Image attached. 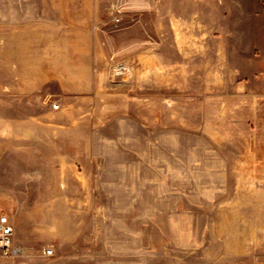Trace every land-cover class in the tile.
<instances>
[{"label":"rangeland","instance_id":"1","mask_svg":"<svg viewBox=\"0 0 264 264\" xmlns=\"http://www.w3.org/2000/svg\"><path fill=\"white\" fill-rule=\"evenodd\" d=\"M0 212V264H264V0H0Z\"/></svg>","mask_w":264,"mask_h":264},{"label":"built area","instance_id":"2","mask_svg":"<svg viewBox=\"0 0 264 264\" xmlns=\"http://www.w3.org/2000/svg\"><path fill=\"white\" fill-rule=\"evenodd\" d=\"M123 63L117 64L116 69L124 68ZM55 107H59L55 103ZM0 252L7 257H20L25 254V246L16 237V228L14 220L7 212H0ZM44 252L48 255L52 254L53 248L50 246L44 247Z\"/></svg>","mask_w":264,"mask_h":264}]
</instances>
